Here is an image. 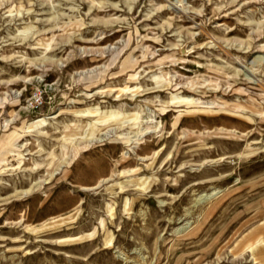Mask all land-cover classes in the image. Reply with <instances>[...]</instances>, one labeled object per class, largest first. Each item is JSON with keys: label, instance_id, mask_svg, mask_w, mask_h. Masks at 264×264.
Returning a JSON list of instances; mask_svg holds the SVG:
<instances>
[{"label": "rangeland", "instance_id": "374dc122", "mask_svg": "<svg viewBox=\"0 0 264 264\" xmlns=\"http://www.w3.org/2000/svg\"><path fill=\"white\" fill-rule=\"evenodd\" d=\"M262 218L264 0H0V264H264Z\"/></svg>", "mask_w": 264, "mask_h": 264}, {"label": "crops", "instance_id": "0c3cea01", "mask_svg": "<svg viewBox=\"0 0 264 264\" xmlns=\"http://www.w3.org/2000/svg\"><path fill=\"white\" fill-rule=\"evenodd\" d=\"M249 234L250 239H264V218H262L260 221H257L256 223L252 224L246 231H244L241 236H246ZM242 237V238H243ZM257 245V244H256ZM264 251V250H263ZM252 254L255 256V254L252 252ZM264 254L262 251L259 252V257L263 258ZM264 262V258L262 259Z\"/></svg>", "mask_w": 264, "mask_h": 264}, {"label": "bare ground", "instance_id": "6f19581e", "mask_svg": "<svg viewBox=\"0 0 264 264\" xmlns=\"http://www.w3.org/2000/svg\"><path fill=\"white\" fill-rule=\"evenodd\" d=\"M245 69V68H244ZM248 69V68H247ZM247 72V71H246ZM250 74V73H249ZM258 82V81H257ZM182 101H191V99L189 98L188 100H182ZM242 149V148H241ZM221 192V190H215L213 189V191L209 192V193H204L202 195H200L198 198L194 199V204H201L204 203L206 201H209L210 199L214 198L217 194H219ZM204 205V204H203ZM187 228V225L182 227L181 229L177 230L176 233L183 231ZM255 256L252 254V261H255Z\"/></svg>", "mask_w": 264, "mask_h": 264}]
</instances>
